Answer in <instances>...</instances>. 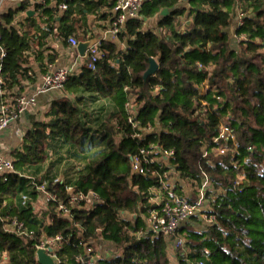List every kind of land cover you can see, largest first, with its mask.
<instances>
[{"label":"trees","instance_id":"1","mask_svg":"<svg viewBox=\"0 0 264 264\" xmlns=\"http://www.w3.org/2000/svg\"><path fill=\"white\" fill-rule=\"evenodd\" d=\"M63 1L23 0L0 14L5 51L0 92L23 93L25 83L46 72L45 61L58 58L50 35L65 48L70 36L92 39L88 18L112 19L116 3L67 0L69 9L61 12ZM181 1L146 0L140 17L128 20L116 41H102L95 70L88 67L90 58H83L64 89L51 91L58 94L41 118L40 112L29 116L31 127L12 153L15 171L0 175V264H40L37 245L57 236L63 237L55 249L59 264H81L80 257L85 264H174L173 259L176 264H264V0H189L184 22L176 10ZM30 9L35 15H28ZM239 12L243 25L236 33L246 39L237 50L232 33ZM20 15L24 19L18 22ZM157 15H163L158 31L146 28ZM151 59L159 67L146 77ZM98 100H105L102 107L113 106L103 119L102 107L89 109ZM224 120L236 133L237 152L204 158L205 150L218 147L214 140ZM135 134L140 137L132 138ZM98 141L105 144L99 151ZM53 143L68 145L73 156L87 160L69 182L98 193L102 203L94 209L74 207L65 216L59 206L69 196L62 185L50 184L49 192L59 200L36 211L33 201L42 197L30 191V175L22 172L44 164ZM152 145L161 161L151 168L172 170L193 189L184 195V186L175 182L178 195L194 203L203 180L211 184L206 212L216 222L191 218L179 231L184 245H173L172 253L163 234L139 235L158 207L153 190L161 189V182L134 173L132 158ZM159 150H173L174 156L166 159ZM159 192L167 196L166 190ZM22 193L31 197L27 207L20 204ZM14 217L32 237L6 230ZM98 238L112 243L113 257L87 255L85 245Z\"/></svg>","mask_w":264,"mask_h":264},{"label":"built area","instance_id":"2","mask_svg":"<svg viewBox=\"0 0 264 264\" xmlns=\"http://www.w3.org/2000/svg\"><path fill=\"white\" fill-rule=\"evenodd\" d=\"M23 1V0H20ZM64 0L59 4L58 9L63 12L69 9V4ZM70 1V0H68ZM146 0H116V3L113 8V18L111 19V24L109 28L104 32V35L100 39H95L94 44L87 50L86 56L84 58H90L88 67L95 70V63L101 57V43L103 40H117L118 35L121 33L122 28L126 25L127 21L130 19L139 18L145 4ZM238 23L236 24L235 30L233 31V38L236 43H240L242 40H245V35H237L236 30L243 25L244 15L238 13ZM42 29L46 32H50L47 26H42ZM50 38H53V35H50ZM69 45L76 49L80 43L79 39L75 36H70L68 38ZM5 57V51L1 46V36H0V62L3 61ZM1 69L0 64V83L2 82L1 78ZM77 71V64L73 63L70 67H60L53 68L50 67L49 71L42 76V84L38 89V92L33 95H28L26 93H18L17 90L11 93L0 92L1 96H4L3 101L0 103V136L3 135L9 127L18 122L25 115L35 112L39 113L38 105V94H44L51 91H61L64 89L66 82L69 77L75 74ZM202 93H206L208 89V84L204 83L202 85ZM130 122L133 123V120L130 118ZM134 124V123H133ZM137 124H134L136 126ZM132 138L140 137V134H135L131 136ZM215 144H218L217 148H213L210 152L204 151V158H209L210 155H226L228 151L233 153L237 152V141L236 133L229 126V122L224 120L220 125V134L214 140ZM158 147L150 146L149 148H142L138 155L132 158V167L133 172L141 175L152 174L155 178H158L161 182V189H154L157 197H155L157 208L150 212L149 216L145 219L146 228L141 231L139 235H144L147 233H153L155 235L163 234L167 241L170 242L169 246L172 248L173 245L180 247L183 246L185 241L180 235L181 227L193 217H197L199 220L212 224L216 222V217L208 214L205 211L207 203V194L210 190V180L205 178L198 189V199L196 202H191L185 197L178 195L174 191L172 178L174 175L173 171H164L163 173L159 172L156 169L151 168V165L156 162L159 163L160 158H154ZM159 153H163L166 159L174 156V151H162L159 150ZM162 168V167H161ZM81 169V168H80ZM79 169V170H80ZM15 171L14 161L5 155H0V175L5 173H12ZM77 177V175L75 176ZM76 179H74L75 181ZM69 182L67 178L54 177L49 180L46 179L42 181L41 184H32L34 191H37L41 195V201L44 206L47 207L49 203L56 202L59 200V195L53 192H49L48 187L52 185H62L65 193L69 196L66 203L60 204V210L63 211L65 216L71 214V209L74 207L85 206L87 209H94L98 204L102 203V199L93 190L83 191L77 189L75 182ZM52 182V183H50ZM32 183V182H31ZM31 189V188H30ZM166 190L167 196L159 192L160 190ZM157 191V192H156ZM158 198V199H156ZM31 197L29 194L22 193L20 204L22 207H27L30 202ZM6 230L17 234L19 236L32 237L33 232L29 231L26 228L24 222L20 221L18 218L14 217L10 220V223L6 226ZM63 237L57 236L53 239H43L40 244L37 245L38 250H44L54 261V264H59L60 261L57 257L56 250L59 248L60 243L62 242ZM98 240H92L85 245L87 255L95 253L99 255L101 250L94 249V245L97 244ZM90 245V246H89ZM112 243H107L106 247L108 250L107 259L113 257L111 251ZM49 250H52L51 252ZM100 256V255H99ZM77 260L81 264H85V261L80 257ZM95 261L91 259L88 263ZM203 264V263H199Z\"/></svg>","mask_w":264,"mask_h":264},{"label":"crops","instance_id":"3","mask_svg":"<svg viewBox=\"0 0 264 264\" xmlns=\"http://www.w3.org/2000/svg\"><path fill=\"white\" fill-rule=\"evenodd\" d=\"M109 1H112V0H109ZM19 3H20V0H0V14L3 13V11H5L6 9H8L11 6H13V7L18 6ZM179 4H178V6L183 7L181 9L183 12L178 11L180 14V17H182L183 14H185L187 12V8L190 7L189 0H182ZM29 11L33 12V9H30ZM164 12H166V11H164ZM33 15H35V13ZM33 15H31V16H33ZM162 16L163 15H160L159 18H161ZM17 19H18V22H20L24 19V17L18 16ZM149 21L150 20H148L146 22V24H148ZM88 23H89V27L91 29L88 31V33L90 36H94V38H92V39L90 38L89 40L79 39L80 42L81 41H91V40L95 41V39H100L104 35V32L109 28V26L111 24V18H109L108 20H99L95 16H90L88 18ZM43 26H45V25H43ZM91 33H93L94 35H92ZM49 41H50L49 46L51 48L54 47L53 49H54L55 53L58 55V58L55 62H51V63L48 62V60L45 61V63L48 64L47 68H46V72L49 71L51 66L53 68L70 67L73 63H76L77 64L76 73H78L81 70L82 65L84 64V59H83L84 57L80 56L77 48L74 49L70 45L65 48V47H63L61 42L54 40V37L50 38ZM114 41H116V40H114ZM53 53L54 52H52V51L46 52L45 55L53 54ZM35 69L37 72L39 71L38 70L39 69L38 64H35ZM45 73L39 74L37 77V81L35 83H33V84L32 83H25L23 93H26L28 95L36 94L38 92V89L40 88V86L42 84V76ZM57 94L58 93H56V92L38 94L37 95L38 105H39V111L38 112L45 111L49 107V104L52 101V99H54ZM104 103H105V100H98L96 102V104L91 105L89 107V109L94 108L95 105H97V104L103 105ZM30 115H39V114L35 113V112H31L28 115H25L18 122L12 124L9 127V129L3 135L0 136V155H5V156L9 157L10 159H13L12 153L14 151H16L17 149H20V147L23 143V140H24V135H25L26 131L31 127V124L29 122V116ZM54 146H58L61 148V149L57 150V153L54 155L55 159H54V156L50 155V152L52 151ZM63 149H70V147L68 145L53 143L51 149L49 150L48 160L40 166L32 167L31 170L32 171L34 170L33 172H36V173L38 171H40V173H38V175L39 174L40 175L41 174H43V175L48 174L49 176H53V177L62 176V175H58V174L62 170H65L67 172L66 176H68L67 179H69L70 181L74 180L76 178L75 176L78 173L77 171H79L80 168L86 167L88 162L86 159H83L82 157L78 158V157L73 156L72 155L73 153L69 156H62L63 155L62 154ZM59 153H60V155H58ZM62 157L64 159L62 160L63 164L61 166L60 163H62V162L56 163V161ZM172 181L174 183L179 182L180 186H182V187L184 186V182L181 179H179L178 176H176V175L173 176ZM184 190L187 191L185 186H184ZM187 193L188 192H186V194ZM156 199H158V198H156ZM156 201H158V200H156Z\"/></svg>","mask_w":264,"mask_h":264},{"label":"rangeland","instance_id":"4","mask_svg":"<svg viewBox=\"0 0 264 264\" xmlns=\"http://www.w3.org/2000/svg\"><path fill=\"white\" fill-rule=\"evenodd\" d=\"M184 4V3H183ZM180 5V4H179ZM178 8V9H177ZM183 7H181V6H178L177 5V7H176V9H177V11H179V12H183L181 9H182ZM189 9H190V7L189 8H187V12L185 13V14H183V16L181 17V20L184 22L185 21V19H186V17H187V14H188V11H189ZM21 16V15H20ZM22 17H24V16H22ZM159 16L157 15V16H155V17H153V18H151L150 19V21H149V23L145 26L146 28H155L154 30L155 31H158V21H159ZM237 45H236V49L238 50L239 49V47H240V44L241 43H236ZM120 49H125V44L124 45H121L120 44ZM102 106H101V104H97V105H95V107L94 108H96V109H99V108H101ZM113 110V106L111 105V104H105L103 107H102V109H100L98 112L100 113V115H102L103 117H101L102 119L109 113V111H112ZM45 111H41L40 112V118H41V116H42V114L44 113ZM100 142L98 141V143H97V151H99V149H103L104 148V146H105V144H99ZM99 144V145H98ZM57 148L58 147H53V149H52V151L50 152V155H52V156H54L56 153H57ZM59 149H61L60 147H59ZM63 154V155H62ZM62 156H69V155H71L72 154V151H71V148L70 149H63V151H62ZM58 155H60V153L58 154ZM54 159H55V156H54ZM64 158L62 157V158H59L57 161H56V163H59V162H62V163H60V165L62 166V164H63V160ZM66 166V165H65ZM31 171V172H30ZM29 171V169H26L25 170V172H22V173H24L25 175H30L29 177H30V181L32 182H30L29 183V186H30V191H33L34 189L32 188V184L33 183H36L37 184V182H40L41 180H43L42 178L43 177H45V178H47V175L48 174H39L38 175V173H40V171H38L37 173L36 172H33L32 170H30ZM66 174H67V172L65 171V170H62L58 175H62V176H60V178H67L68 176H66ZM65 176V177H64ZM50 177H52V176H49V178ZM173 184H174V182H172ZM185 187H186V189H187V191H183V194L184 193H186V192H188L187 194H188V196H191V193H193V189L190 187V184H188V183H186L185 184ZM28 190H29V188H28ZM185 195V194H184ZM209 199H207V203H206V207H205V211H207V210H209L210 209V206H208V203H209ZM32 202V201H31ZM152 202L153 203H156V200L154 199V200H152ZM33 205L35 206V208H37V210L36 211H43L44 209H45V207L46 206H44V204H43V202L41 201V199H36L35 201H33ZM127 217H129L130 219L132 218V219H134L135 218V216L134 215H127ZM194 225H196L197 223H193ZM98 240V242H97V244H95L94 245V249H96V250H101V252H99V255L100 256H107V253L105 252V251H107L108 250V247H106V244H107V242H105L104 241V239L103 238H98L97 239ZM170 247V246H169ZM169 251L172 253V249H171V247H170V249H169ZM174 251V250H173ZM170 253V254H171ZM173 259V258H172ZM173 261H174V264H176V261L173 259Z\"/></svg>","mask_w":264,"mask_h":264},{"label":"water","instance_id":"5","mask_svg":"<svg viewBox=\"0 0 264 264\" xmlns=\"http://www.w3.org/2000/svg\"><path fill=\"white\" fill-rule=\"evenodd\" d=\"M34 13L32 11L28 12V15L31 16ZM94 44V40L91 41H81L77 47V50L80 56L85 57L87 50ZM158 63L155 59H151L150 61V68L148 69L147 73L145 74L146 77L153 75L158 70ZM28 115V114H27ZM50 252L52 250H49ZM37 259L40 264H54L53 259L44 251L38 250L37 251Z\"/></svg>","mask_w":264,"mask_h":264}]
</instances>
